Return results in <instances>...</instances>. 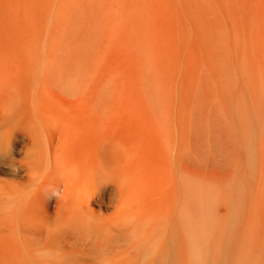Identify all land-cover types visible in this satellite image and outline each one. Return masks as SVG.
Returning a JSON list of instances; mask_svg holds the SVG:
<instances>
[{
    "label": "rangeland",
    "instance_id": "rangeland-1",
    "mask_svg": "<svg viewBox=\"0 0 264 264\" xmlns=\"http://www.w3.org/2000/svg\"><path fill=\"white\" fill-rule=\"evenodd\" d=\"M48 5L0 0V72L2 63L31 74L35 66L33 89L40 100L35 109L8 103L9 109L23 124L40 121L57 159L40 179L48 183L37 190L38 203L50 201L49 217L38 205L28 206L23 232L0 233V264H54L53 256L55 264H264V108L247 107L239 75L227 76L229 91L224 86L214 96L206 52L189 29L184 42L177 31L169 42V91L150 79L147 90L154 93L145 90L144 102L140 91L131 92V107L123 101L127 95L113 90L114 81L90 98L68 91L45 72L64 48L57 52L51 45L58 35L51 31ZM103 17L105 23L108 14ZM95 40L93 49L69 46L88 70L90 87L106 51L103 39ZM1 107L0 101V123ZM18 139L10 152L15 159L24 150ZM1 169V178L9 175ZM15 176L21 183L10 187L13 193L36 191L22 171ZM117 186L126 188L123 196ZM82 208L91 216L79 217ZM128 223L140 226L138 234H120L119 225ZM79 227L93 233L105 256L93 258L88 239L48 238L52 229L68 234Z\"/></svg>",
    "mask_w": 264,
    "mask_h": 264
},
{
    "label": "bare ground",
    "instance_id": "bare-ground-1",
    "mask_svg": "<svg viewBox=\"0 0 264 264\" xmlns=\"http://www.w3.org/2000/svg\"><path fill=\"white\" fill-rule=\"evenodd\" d=\"M46 1L49 2L48 12L54 14V21L50 25L51 31L55 30L58 35L51 45L58 49L57 52L59 48L62 50V46L64 48L63 51H59V55L61 54L59 58L56 54V58H52L53 62L48 61L49 65L54 63V66L49 67L45 72H50L57 82H55L56 85L63 86L68 91H79L80 94L86 92L85 95L89 97V93H93L92 96L103 93L109 88L110 82L114 81L116 85L112 86L113 90L117 92L118 88L117 93L121 91L123 98L128 96H126L127 100L123 99L126 105L131 104L130 101L133 100L136 91L141 92L139 93L141 98H144L146 93L149 96L147 91L154 93L153 88L147 90L150 87V79L154 81L151 85H160L169 91V42L174 41L177 31L180 38L178 41L182 43L188 36L187 31L193 29L194 43L202 46L203 51L206 52L203 62H206L205 69L210 75L213 95L218 94V88L224 90L225 82L228 81L227 76L238 74L242 83L240 84L241 93L245 96L247 107L264 108V0ZM105 14H108V19L104 23L103 15ZM101 27H104L102 29L104 33L100 31ZM99 37L103 39L101 41L104 42L106 51L100 57L102 73L97 70L93 72L94 75L91 73L95 79L92 81L94 86L90 87L86 79L88 76H85L88 70L83 72V65L81 66L80 62L72 57L74 48L72 47L70 54L69 46L75 45L78 47L76 49H93L94 40L97 38L99 40ZM66 47L69 49L66 50L67 52L64 51ZM196 56L201 59V52L199 51ZM39 58L42 60V57ZM33 60L36 61V59ZM9 65L2 63L3 70L0 72V101L2 102L0 171L1 168L9 170L8 176L0 177V220H4L0 226V233L12 230L23 232L21 222L25 219L26 208L32 204L40 207L41 216L49 217L50 201L38 203L37 190L48 183L40 182V179L47 170H53L57 161L50 150V145L45 143L46 130L40 121L29 118V122L23 124L21 118L18 119L16 110L9 109L8 103L15 106L24 103L30 107L39 104L38 91L34 93L35 88L33 89L35 66L32 69V64L31 74L30 71L29 73L10 71ZM44 70L41 69V71ZM91 75L90 77H93ZM232 78L229 79L230 83L227 82L229 86L226 85L225 90L231 87ZM145 90H147L146 93ZM159 91L161 90L157 89V92ZM147 96L144 102H147ZM129 97L133 98L128 103ZM218 101L220 102L219 98ZM87 105L91 106L92 103L88 100ZM144 106L147 107V105ZM165 108L169 109V105ZM263 108L260 110L262 111ZM18 138L24 143V150L23 156L15 159L10 156V152L13 151V145L15 146V143L19 141ZM21 171L27 181L36 187L35 192L13 193L10 190V187H17L21 183V180L15 176ZM125 191L126 188L123 186L116 187L118 196H123ZM89 211L91 212L82 208L79 217L91 216ZM98 219L101 222V218ZM118 231L121 235L129 237L138 234L140 226L133 223L121 224ZM60 237L74 238L81 242L88 239L89 252L93 258L106 255V251L99 250L100 241L90 230L79 227L71 233L58 234L57 230L52 229L48 238L51 242H56ZM34 241H42L41 236L39 240ZM52 260L55 264L54 256Z\"/></svg>",
    "mask_w": 264,
    "mask_h": 264
}]
</instances>
